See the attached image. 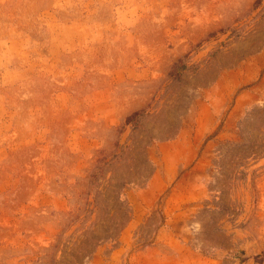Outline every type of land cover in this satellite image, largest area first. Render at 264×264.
I'll use <instances>...</instances> for the list:
<instances>
[{"label": "rangeland", "instance_id": "1", "mask_svg": "<svg viewBox=\"0 0 264 264\" xmlns=\"http://www.w3.org/2000/svg\"><path fill=\"white\" fill-rule=\"evenodd\" d=\"M0 264H264V0H0Z\"/></svg>", "mask_w": 264, "mask_h": 264}, {"label": "trees", "instance_id": "2", "mask_svg": "<svg viewBox=\"0 0 264 264\" xmlns=\"http://www.w3.org/2000/svg\"><path fill=\"white\" fill-rule=\"evenodd\" d=\"M183 66L182 65H180V67H174L173 68V71L171 72V74L172 75H174V76H179V70H180V68H182ZM136 116V113L135 114H133V115H131L130 117H128V118H126V120H125V123H130L132 120H134V117ZM256 259L255 260H258V262L257 263H259V257H255Z\"/></svg>", "mask_w": 264, "mask_h": 264}]
</instances>
